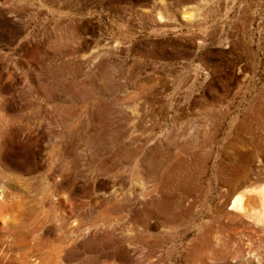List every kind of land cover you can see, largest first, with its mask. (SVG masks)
Returning <instances> with one entry per match:
<instances>
[{"label": "rangeland", "instance_id": "374dc122", "mask_svg": "<svg viewBox=\"0 0 264 264\" xmlns=\"http://www.w3.org/2000/svg\"><path fill=\"white\" fill-rule=\"evenodd\" d=\"M262 186L264 0H0V264H264Z\"/></svg>", "mask_w": 264, "mask_h": 264}, {"label": "bare ground", "instance_id": "6f19581e", "mask_svg": "<svg viewBox=\"0 0 264 264\" xmlns=\"http://www.w3.org/2000/svg\"><path fill=\"white\" fill-rule=\"evenodd\" d=\"M253 191L254 189H250L236 195L232 201V206L242 211L243 213L254 214V216H257L259 219L261 218L263 219L264 218V186L260 187L258 190L256 189V191L259 194V200L261 204L260 207L256 205V202L252 197V195H248Z\"/></svg>", "mask_w": 264, "mask_h": 264}]
</instances>
